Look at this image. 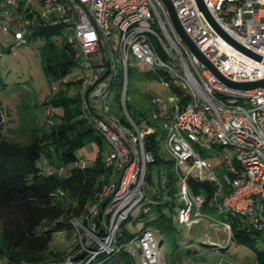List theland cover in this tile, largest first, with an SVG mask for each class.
Returning a JSON list of instances; mask_svg holds the SVG:
<instances>
[{
    "label": "built area",
    "instance_id": "2783aa9c",
    "mask_svg": "<svg viewBox=\"0 0 264 264\" xmlns=\"http://www.w3.org/2000/svg\"><path fill=\"white\" fill-rule=\"evenodd\" d=\"M0 0V26L9 31L16 44H23L35 24L57 29L61 40L74 49V67L82 73L78 92L83 114L101 133L106 143L102 166L106 181L96 196L100 216L90 240L58 262L37 264H88L98 254L118 250L115 228L137 207L144 195V176L151 156L143 137L154 122L162 131L160 149L167 153L176 177L175 221L190 229L204 221L214 227V218L205 214V204L220 216H236L254 228L264 226V87L237 91L221 85L200 64L174 32L160 0H78L89 16L104 54L108 73L84 91L106 71L93 28L75 0ZM183 31L203 56L227 80L256 81L264 78V0H202L214 22L235 42L257 54L255 60L224 41L196 8L194 0H170ZM139 61L153 79L167 89L169 106L160 97L146 94L147 118H131L127 108L128 59ZM115 92L112 95V92ZM121 140H119L113 133ZM129 149L127 150L125 146ZM223 146L234 149L223 154L221 181L202 155L218 154ZM74 166H83L82 160ZM194 166L213 187L208 202L202 193L189 187L180 167ZM46 175H64L65 165L43 161ZM161 185L167 178L160 177ZM206 205V206H207ZM148 207H143L146 212ZM204 209V210H203ZM230 239V224L220 222ZM152 229L134 235L122 244L139 264H159V239ZM94 236V237H93ZM94 238V242L92 239ZM80 241V238H79ZM88 245L81 255V250Z\"/></svg>",
    "mask_w": 264,
    "mask_h": 264
},
{
    "label": "trees",
    "instance_id": "16d2710c",
    "mask_svg": "<svg viewBox=\"0 0 264 264\" xmlns=\"http://www.w3.org/2000/svg\"><path fill=\"white\" fill-rule=\"evenodd\" d=\"M54 26L35 24L26 41L41 39V68L48 81H59L74 67V49L60 40L59 46L50 40L57 37ZM15 42L6 48L10 51ZM79 84L78 80H74ZM72 83L68 81L66 84ZM5 83L1 81L0 87ZM43 104L52 108H60V114L46 117L38 127L32 128V136L26 142L10 138L11 128L8 110L0 100V259L1 264H37L39 262H58L73 253L79 247L75 245L67 252L50 249L52 236L58 232L72 230L71 219L78 218L96 201L95 193L106 181V169L102 166V157L98 154L104 143L101 133L92 125L88 116L83 114L79 95L67 96L65 89H59L47 95ZM131 110V118H147V109L137 111L127 103ZM153 129L143 137L146 152L151 156L144 176L145 192L140 202L141 208L148 207L141 215L151 213L144 219L137 231H129L125 227L127 220L138 222L139 217L123 220L115 233L114 245L118 250L98 254L88 264H134V258L123 249L122 244L134 235L146 229L156 230L159 234L171 233L174 228L177 202L175 200L176 177L172 173L169 159L161 155L160 139L162 131L154 122L146 121ZM94 143L99 149L90 166H71L64 175H46L42 172L43 161L51 165H65L76 162L75 151L85 143ZM165 169L164 174L161 170ZM156 175V188L147 190L152 184V174ZM164 175L167 183L161 185L160 177ZM187 183L195 193L205 196V203L213 189L206 181L188 177ZM58 192H62V197ZM68 194L74 201L65 204L60 198ZM206 209L212 208L206 206ZM204 210V209H203ZM264 214V204L262 208ZM230 224L231 237L227 241L254 250V264H264V248L255 249L254 243L261 237L262 228H254L248 222H239L236 216H222ZM198 224V223H196ZM195 225V224H194ZM193 226V225H192ZM191 226V228H192ZM191 228L189 230H191ZM75 237H77L75 235ZM183 236L179 237L182 239ZM188 240V238H187ZM160 247L162 239L159 238ZM187 243V241H185ZM184 245L185 252L196 251L198 242L188 240ZM175 248L179 244L175 243ZM211 244L207 243V246ZM214 246V245H211ZM219 247V246H218ZM220 248V247H219Z\"/></svg>",
    "mask_w": 264,
    "mask_h": 264
},
{
    "label": "rangeland",
    "instance_id": "374dc122",
    "mask_svg": "<svg viewBox=\"0 0 264 264\" xmlns=\"http://www.w3.org/2000/svg\"><path fill=\"white\" fill-rule=\"evenodd\" d=\"M30 6L35 11L41 9L36 0H31ZM50 40L54 41L56 46H59L61 38L51 36ZM12 43H14L12 34L9 31L2 30L0 26V78L5 83L3 87H0V100L4 108L8 110L10 119H12L9 123L11 128L10 138L19 142H26L33 134L32 128L38 127L46 117H53V114L61 113L60 108H52L48 104H43L47 95L59 89H65L67 96L77 95L80 85L73 81L82 76V73L78 68L72 67L61 82L51 81L50 84L41 68V46L43 41L32 39L23 44H16L15 42L10 51H6L5 49ZM128 67L127 96L132 109L143 111L148 108L147 93L160 97L169 106L170 95L167 89L147 74L144 66L139 61L130 56ZM68 81H72V83L66 84ZM114 93L113 91L112 95ZM129 111L131 112V110ZM55 121L56 119L53 117L52 122ZM98 150L94 143H85L76 149L75 155L78 162L82 160L83 166H90ZM105 151L106 143L104 142L98 154L102 157ZM223 154L228 158H232L235 151L229 146H223L219 149L218 154L213 153L210 155L207 151L202 152L215 176L220 181L223 173ZM161 155L164 159H168V155L163 149H161ZM73 164L74 162L66 163L65 166L70 168ZM180 169L182 173L186 174L184 176L186 180L191 177L199 181H205L203 171L194 166L182 165ZM164 172L165 169H162L161 174H164ZM154 188H156V175L153 173L152 184L146 185V189L150 191ZM98 192L99 190L95 193V196H98ZM58 194L62 197V192H58ZM65 195L66 197L60 198L59 201L64 200L65 204L72 205L74 203L73 199L68 194ZM95 208L92 206L91 211L88 209L78 218L71 219V231L55 233L49 245L50 249L53 252H57V250L67 252L75 245V238L79 244L83 243L84 239L90 240V236L94 232L91 227L92 225L97 227L100 218V216L93 218L94 215H99L97 214L98 209L95 210ZM141 213L142 208L140 205L132 210L130 218L138 216L139 219L138 222L134 223L127 220L125 223L126 229L137 231L142 226L143 220L151 216L150 212L144 215H141ZM205 214L215 219L216 224L214 227L201 221L189 230L174 220V228L171 233L159 234L156 230L152 231L157 239H162L159 249V264H254L253 249L236 245L233 241H227V232L220 226V222L224 220L223 217L208 209ZM119 225L115 228V231L118 230ZM181 236H183L182 239L179 238ZM187 238L192 242H198L196 251L185 252L184 245L189 244ZM174 242L179 244L178 249L175 248ZM207 243L214 246H207ZM87 247L88 245L81 250V255L88 252V250L86 251ZM254 248H264V230L261 237L254 243ZM1 262L2 259H0V264ZM134 264H139L136 259H134Z\"/></svg>",
    "mask_w": 264,
    "mask_h": 264
},
{
    "label": "water",
    "instance_id": "95a60500",
    "mask_svg": "<svg viewBox=\"0 0 264 264\" xmlns=\"http://www.w3.org/2000/svg\"><path fill=\"white\" fill-rule=\"evenodd\" d=\"M160 2L162 3V5L164 6L169 21L172 25V28L174 30V32L177 34V36L179 37V39L182 41V43L185 45V47L189 50V52L191 53V55L200 63L202 64L206 69H208L210 71V73L217 79V81L225 86L228 87L230 89L233 90H237V91H242V90H249V89H254V88H259V87H264V78L262 79H258L256 81H246V82H234V81H230L227 80L226 78H224L216 69L215 67L203 56V54L197 49V47L194 45V43L189 39V37L186 35V33L183 31L179 21L177 20V17L175 15V11L171 5L170 0H160ZM76 5L81 9V11L85 14V16L88 18L93 31L96 35V38L98 40V44L104 59V62L106 64V71L99 76L91 85H89L86 90L84 91V101L86 104V107L88 109V111L91 113L88 105H87V101H86V91L88 88H90L91 86H93L94 84H96L97 82H99L101 79H103L106 74L108 73V65H107V59L106 56L104 54V51L101 47V44L99 42V39L97 37L96 31H95V27L93 25V23L91 22L89 16L87 15V13L84 11V9L82 8V6L80 5V3L78 2V0H75ZM194 3L196 5V8L198 9V11L201 12V14L203 15V17L205 18V20L207 21V23L210 25V27L227 43H229L232 47H234L235 49H237L238 51L242 52L243 54L255 59V60H260V57L257 54L252 53L251 51L245 49L244 47H242L240 44H238L237 42H235L232 38H230L212 19V17L210 16V14L208 13L207 9L205 8L202 0H194ZM264 63V61H263ZM92 114V113H91ZM93 115V114H92ZM95 116V115H93ZM96 117V116H95ZM97 118V117H96ZM98 119V118H97ZM99 120V119H98ZM101 121V120H99ZM102 122V121H101ZM103 123V122H102ZM104 124V123H103ZM105 125V124H104ZM106 126V125H105ZM108 127V126H106ZM109 128V127H108ZM110 129V128H109ZM113 133V132H112ZM114 134V133H113ZM115 135V134H114ZM116 136V135H115ZM117 137V136H116ZM118 138V137H117ZM119 139V138H118ZM120 140V139H119ZM121 141V140H120ZM123 144V143H122ZM124 145V144H123ZM125 146V145H124ZM125 148L127 150H129L126 146ZM160 245V242H159Z\"/></svg>",
    "mask_w": 264,
    "mask_h": 264
},
{
    "label": "crops",
    "instance_id": "0c3cea01",
    "mask_svg": "<svg viewBox=\"0 0 264 264\" xmlns=\"http://www.w3.org/2000/svg\"><path fill=\"white\" fill-rule=\"evenodd\" d=\"M208 210H210V209H208ZM205 211H207V209Z\"/></svg>",
    "mask_w": 264,
    "mask_h": 264
}]
</instances>
